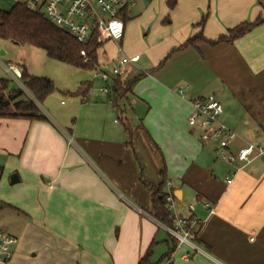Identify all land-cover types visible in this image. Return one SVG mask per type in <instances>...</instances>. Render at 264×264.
<instances>
[{
  "label": "crops",
  "instance_id": "obj_1",
  "mask_svg": "<svg viewBox=\"0 0 264 264\" xmlns=\"http://www.w3.org/2000/svg\"><path fill=\"white\" fill-rule=\"evenodd\" d=\"M165 1L141 0L134 8L143 5L142 9L133 14V8L128 10L123 37L127 22L151 18L155 8L164 9ZM168 1L176 2L170 22L175 23L177 37L162 40L143 66H137L140 56L127 64L128 69L120 66L115 77L123 86L136 76H146L140 89L126 92L120 109L102 91L115 77L108 81L94 77L104 83L100 91L106 95V105L99 102L80 122L68 121V112L54 114L47 102V110L40 111L46 120L0 116V231L17 239L8 264H138L148 250L152 264H264V160L254 159L229 184L226 178L234 166L227 163L219 178L204 149L210 145L216 154L217 144L200 145L197 138L201 139L202 130L185 121L186 113H192L191 101L207 96L194 84L187 86L188 99L164 86L178 56H195L185 66L188 69L205 67L209 58H215V74L243 105L239 122L231 121L224 111L220 117L239 132L229 150L260 140L264 136V22L232 44L202 43L195 51L190 46L177 48L200 31L214 40L243 21L264 17V0ZM202 15L206 20L200 28L196 23ZM174 48L172 56L165 57ZM133 55L139 54H122L117 64L123 56ZM163 58L168 59L160 65ZM2 65L16 81L9 67L20 73L26 67L22 60ZM96 68L102 70L99 58ZM153 68L158 81L148 71ZM90 85L83 83L76 93L84 99ZM150 86L152 90L146 91ZM212 95L221 104L217 93ZM118 121L131 127V137L123 123L124 131L117 129ZM12 174L18 178L14 183ZM163 179L162 191L171 197V216L198 221L191 239L199 251L175 247L151 214L152 189L147 184L157 187Z\"/></svg>",
  "mask_w": 264,
  "mask_h": 264
},
{
  "label": "rangeland",
  "instance_id": "obj_2",
  "mask_svg": "<svg viewBox=\"0 0 264 264\" xmlns=\"http://www.w3.org/2000/svg\"><path fill=\"white\" fill-rule=\"evenodd\" d=\"M14 2V0H0V11L9 10ZM175 5L173 4L172 6L171 3L166 0L163 4L164 9L162 10L161 8H155L151 18L146 16L141 18L139 21L133 20L127 22L125 35L122 41L114 42L110 40L102 44V49L99 51L98 57L101 69L104 71H111V69L117 64V61L122 56V54L132 55L134 53H138L141 57V61L137 65L138 67L143 66L146 61H150L148 53L156 50L155 46H158L162 40L167 38H172L174 40L177 37V35L174 33L175 27H172L175 23L170 22L171 12L174 10ZM142 6L143 5L133 8L132 14L134 11L138 12L140 9H142ZM127 16H130V12L127 13ZM191 37L192 36L188 37L187 40ZM184 43L185 42L182 44ZM187 46L194 48L191 45ZM119 47H121V52H119ZM174 50L175 48L168 52L165 57L172 56ZM195 50L196 49L194 48L193 51ZM103 53H105V57H103ZM202 57L203 56L201 55V58ZM201 58L198 59L201 60ZM163 59V62L160 65H163V63L167 60ZM177 59L178 60L172 70L175 75L172 73V75L168 77L169 83H165L164 85L167 90L175 92L178 96H182L184 94L183 96L186 97V99L189 97L185 93L187 86H190L191 88L193 84L195 87L200 89V93L206 96L212 95L213 92L215 94L217 93V97L220 99L225 115H229L231 117V121L239 122L242 114L244 113L242 108L243 105H241V101L229 88V85L226 84V81L219 79L215 74L214 68L218 65L213 63L215 58H209L207 61L205 60L209 66L207 65L205 67L202 66L198 68L194 67L193 69H188L185 66L195 61V56H192L190 53H188L178 56ZM220 59L222 58H218V60ZM21 60L25 62V68L30 74L37 77L48 78L54 84V89L46 97V99H44L45 101L39 104L36 102L40 111H46V106L48 105L54 114L56 113L58 116H63L66 112H68L66 117L68 121L74 122L76 120L78 121L79 119L80 122L82 121V117L85 114L94 110L97 105H99V102H103L104 106L106 105V95L102 94L100 91V87L103 86L104 83L99 78H94V70L70 66L69 64L59 62L48 57L45 51L40 48L28 44L13 45L8 40L0 38V78L8 79L10 81V86L13 89L20 88L25 90L20 79L19 81L12 79L11 75L5 72L2 65V63L19 64ZM224 64L225 63L222 65ZM123 68L128 69L129 65H125ZM124 70L121 75H125ZM156 70L157 69L155 68L148 69V71L151 72V76L153 75V80H157L159 78V75L156 74ZM154 77L157 79H154ZM145 79L146 76H136L135 78H132L133 91H137L138 87L140 89V83ZM83 83L91 84L84 99L81 95L76 93ZM151 90V86L147 87L146 89V91ZM180 90L182 92H180ZM26 92L24 91L25 95L27 96L28 94ZM46 102L47 105L45 104ZM186 114L188 116H186L185 121L188 123V118L191 113L189 111V114ZM121 120L124 121V118L122 117ZM122 121H118L120 126L118 125L117 129H120V127L123 129ZM235 132L239 134L238 131ZM197 140L199 141L200 145L203 144L200 137L197 138ZM210 147V145H206L204 146V149L208 152L210 163H212V165H214L216 168L217 176L221 178L225 171L224 168L227 167V162L223 158L217 157ZM189 200H192V197H189ZM171 213H174L172 209ZM250 237H255V235L251 234Z\"/></svg>",
  "mask_w": 264,
  "mask_h": 264
},
{
  "label": "built area",
  "instance_id": "obj_3",
  "mask_svg": "<svg viewBox=\"0 0 264 264\" xmlns=\"http://www.w3.org/2000/svg\"><path fill=\"white\" fill-rule=\"evenodd\" d=\"M29 10H39L56 27L68 32L78 43L86 45L92 39L97 43L105 40H120L124 34V17L128 10L134 8L141 0H14ZM85 56V50L80 51ZM139 55L123 56L111 71L94 70V77L108 81L120 73V66L138 61ZM14 76L19 79L20 72L9 67ZM103 92L108 93L109 88L104 87ZM181 92V90H180ZM112 104V101L110 100ZM192 113L188 124L198 126L202 130L203 144L214 142L217 144L216 154L223 158L234 169L226 178L229 184L235 174L251 163L254 159L264 157V136L260 140L246 142L236 149L229 147L237 139L234 131L228 128L220 117L223 113L221 104L214 96L209 95L203 99L191 101ZM166 201L171 202L168 195ZM206 206H209L206 203ZM172 224L160 223L175 242V247L187 246L191 250L199 251L192 241V236L198 228V221L191 217L171 216ZM17 239L15 236L0 231V261L8 264L12 257L13 247ZM186 253L184 256H187Z\"/></svg>",
  "mask_w": 264,
  "mask_h": 264
},
{
  "label": "trees",
  "instance_id": "obj_4",
  "mask_svg": "<svg viewBox=\"0 0 264 264\" xmlns=\"http://www.w3.org/2000/svg\"><path fill=\"white\" fill-rule=\"evenodd\" d=\"M171 5L173 6V4ZM205 20L206 15H202L196 26L202 28ZM262 22H264V17H257L254 21H243L227 29L226 34L220 35L214 40L206 39L200 31L178 48L191 45L198 50L199 44L202 43L210 46L219 43L232 44L236 39L244 36ZM0 38L10 40L18 45H32L44 50L47 56L54 60L88 70H94L98 65V51L102 46V43H97L95 39H92L86 45L78 43L68 32L56 27L41 11L29 10L21 3H13L9 10L0 11ZM82 49L85 50V56L80 54ZM19 79L23 88L32 98L26 96L23 89L11 88L8 79L0 78V116L46 120L36 102L38 104L43 102L52 92L54 89L53 82L48 78L30 74L24 66L21 68ZM132 86L133 80L127 86L122 85L119 76L111 80L108 84V95L114 107L119 109L122 107L120 101L124 98L126 92L132 90ZM85 89L82 88L81 91ZM123 124L128 136L131 137L133 130L125 122ZM161 173L163 176L165 175V167ZM1 174L2 166H0V177ZM163 185L164 179L157 187L147 184L148 188L152 189L153 210L151 214L158 222L171 225V213L166 201L168 194L162 191ZM138 264H152L150 250L146 251Z\"/></svg>",
  "mask_w": 264,
  "mask_h": 264
},
{
  "label": "water",
  "instance_id": "obj_5",
  "mask_svg": "<svg viewBox=\"0 0 264 264\" xmlns=\"http://www.w3.org/2000/svg\"><path fill=\"white\" fill-rule=\"evenodd\" d=\"M262 160H264V157L261 158ZM18 180L16 174H12L11 177H10V182L11 183H14Z\"/></svg>",
  "mask_w": 264,
  "mask_h": 264
}]
</instances>
